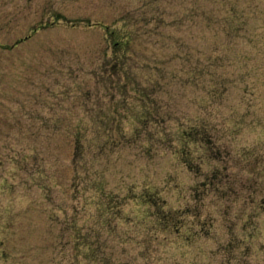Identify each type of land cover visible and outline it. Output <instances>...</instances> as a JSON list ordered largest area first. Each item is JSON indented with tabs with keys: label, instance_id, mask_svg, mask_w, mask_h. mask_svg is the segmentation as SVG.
Segmentation results:
<instances>
[{
	"label": "rangeland",
	"instance_id": "374dc122",
	"mask_svg": "<svg viewBox=\"0 0 264 264\" xmlns=\"http://www.w3.org/2000/svg\"><path fill=\"white\" fill-rule=\"evenodd\" d=\"M245 260L264 0H0V264Z\"/></svg>",
	"mask_w": 264,
	"mask_h": 264
},
{
	"label": "trees",
	"instance_id": "16d2710c",
	"mask_svg": "<svg viewBox=\"0 0 264 264\" xmlns=\"http://www.w3.org/2000/svg\"><path fill=\"white\" fill-rule=\"evenodd\" d=\"M161 19H162V18H161ZM123 34L125 35L126 33L124 32ZM75 144H76V147H78V146L81 145V146H80V150H82V147L84 146V145H83V144H84V140H82V138L79 137V138L76 140ZM254 215H255V214H254L253 212H252V213H249V215H248V219L251 220L250 223L252 222V219H254ZM165 218H167V217H165ZM252 224H253V225H251L252 228H253L252 230L255 231V230L258 228V226H257L258 223H257V224L252 223ZM173 225H174V224H173ZM254 231H253V233H252L253 236H254ZM234 242H235L234 239L231 238V239L229 240L228 244L225 243V247H227V246L229 245L230 248H228V250H229V251H232V247H231V246L234 244ZM226 245H227V246H226ZM229 264H238V263H233V262L230 261ZM244 264H250V263H249L248 261L245 260Z\"/></svg>",
	"mask_w": 264,
	"mask_h": 264
}]
</instances>
